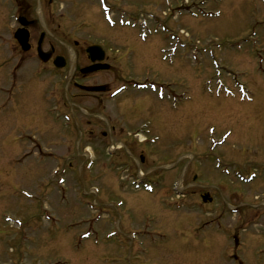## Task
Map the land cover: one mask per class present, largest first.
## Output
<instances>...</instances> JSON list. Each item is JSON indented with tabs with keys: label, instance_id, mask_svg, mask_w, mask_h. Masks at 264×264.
<instances>
[{
	"label": "rangeland",
	"instance_id": "374dc122",
	"mask_svg": "<svg viewBox=\"0 0 264 264\" xmlns=\"http://www.w3.org/2000/svg\"><path fill=\"white\" fill-rule=\"evenodd\" d=\"M57 1L55 37L99 45L122 80L171 83L188 106L172 112L133 90L107 104L103 115L125 134L110 140L91 127L79 150L94 158L82 171L76 135L49 116L53 104L44 98L61 88L60 79L43 73L37 56L18 68L16 24L8 19L14 3L0 0V264H234L225 238L235 228L240 261L264 264V0H219L211 6L216 16L206 15L202 0H80L72 8ZM118 104L129 109L124 123ZM145 121L158 141L140 149L128 133ZM226 131L224 145L211 152ZM22 132L44 145L42 154L21 141ZM112 144L123 150L106 156ZM216 156L230 173L250 170L257 181L219 176ZM57 158L73 168L64 171ZM153 180L161 187L148 193ZM180 180L188 197L178 199L170 191ZM201 196L212 198L204 199L206 212L196 208ZM215 221L222 227L200 230Z\"/></svg>",
	"mask_w": 264,
	"mask_h": 264
},
{
	"label": "flooded vegetation",
	"instance_id": "af4514ba",
	"mask_svg": "<svg viewBox=\"0 0 264 264\" xmlns=\"http://www.w3.org/2000/svg\"><path fill=\"white\" fill-rule=\"evenodd\" d=\"M56 1L57 0H32V7L31 4H28L25 0H17V16H13L14 11L12 10L8 15V19L10 18L14 23V19L19 18L21 21L18 24L21 23L26 25L25 29L29 33V38L32 39V33H37L38 31L39 38L35 43L33 42V39L31 41L29 40L30 50L26 54H23L16 45L13 49L14 51L16 50V52H19V55H17L20 60L18 68L26 61L25 57L36 56L38 51L49 55V59L45 63H41L42 69H44V72H42L47 75L56 76L60 79L61 84V88L50 90L49 93L45 94L46 97L44 96L45 99L51 101V105L53 104V108L50 109L52 110L50 116L54 120L57 119L62 121V124L64 117L69 119V125L64 131L70 137L76 135L75 142H73L74 153L76 156L82 155V157H84L86 147H84L82 151H80L79 148L85 136L90 137L91 127H99L101 129V135L103 137L108 136L110 140L117 139V136L120 137V135L123 136L125 134L124 127L118 129L117 124L110 118H106L103 114L107 111V104H110L118 98L128 94L121 91L117 96L115 95L111 97L113 92L117 90L120 85L111 90H109V85L111 87L117 83H127L128 81L122 80L119 71L110 64L108 60L109 56H105L104 61H102V64L109 65L108 69L90 71L88 69L94 66L90 60V54L87 52L90 45L83 44L80 46L77 41H69L55 37L53 32L60 27V24L55 22L56 19L52 15ZM69 1H71L69 6L71 8L75 7L76 2H72L73 0ZM37 5H39V15L36 12ZM18 24L17 26L15 25L16 27L14 30L11 28L12 35L15 30L20 29ZM70 52H72V54H69ZM57 57L63 59V62L60 63L62 66L61 69L56 68L55 59ZM106 78H109V81H106ZM103 79L105 81H103ZM147 100L152 101L151 98H148ZM127 105L118 104L120 114L118 113L117 115L120 119V123H124L126 120H122L121 114L124 110L129 111ZM139 111L142 112L139 108L136 113L140 114ZM37 121H40V119L34 120V123ZM146 123L149 122L145 121L128 133V137L131 138L135 146L139 145L138 147L140 149H146L147 146L151 147V141L155 139L158 141L157 137L150 136V125H146ZM84 126L86 129L85 131L83 130ZM139 134L141 136H149L145 138L146 143L143 145L140 144V141L137 142V140L134 139L139 136ZM64 137L65 136L63 135L61 141L64 140ZM124 143L125 142H122L123 146L125 145ZM35 146L38 150H41L39 144H35ZM109 147H112L114 150H105V154L115 155L117 154L115 152L116 149L123 150V147L114 148V144ZM27 153H29V151H27ZM127 153L129 154V157H132L131 149H129ZM140 159L143 160L142 157ZM69 166L71 167V163H69ZM187 187H191V185L188 184Z\"/></svg>",
	"mask_w": 264,
	"mask_h": 264
},
{
	"label": "water",
	"instance_id": "95a60500",
	"mask_svg": "<svg viewBox=\"0 0 264 264\" xmlns=\"http://www.w3.org/2000/svg\"><path fill=\"white\" fill-rule=\"evenodd\" d=\"M16 39H17L19 45L22 47V50L23 51H27L28 50V45H27L28 36H27L26 32L19 31L17 33V35H16ZM99 52L102 53V51L100 50V48L97 47V46L90 48V55L92 56V60L96 59L93 56H96ZM40 57H42V60L43 61H46L47 58H48V56H45L43 58V56L41 54H40ZM100 59L101 58H99V60ZM104 68L106 69V66Z\"/></svg>",
	"mask_w": 264,
	"mask_h": 264
},
{
	"label": "bare ground",
	"instance_id": "6f19581e",
	"mask_svg": "<svg viewBox=\"0 0 264 264\" xmlns=\"http://www.w3.org/2000/svg\"><path fill=\"white\" fill-rule=\"evenodd\" d=\"M117 98V97H116ZM180 187H181V185H180ZM153 193V192H152Z\"/></svg>",
	"mask_w": 264,
	"mask_h": 264
}]
</instances>
